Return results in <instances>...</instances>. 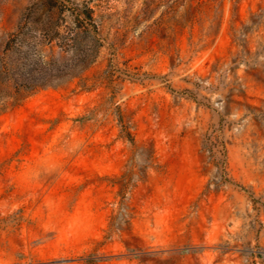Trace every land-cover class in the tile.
Segmentation results:
<instances>
[{"label": "rangeland", "instance_id": "374dc122", "mask_svg": "<svg viewBox=\"0 0 264 264\" xmlns=\"http://www.w3.org/2000/svg\"><path fill=\"white\" fill-rule=\"evenodd\" d=\"M42 2L106 42L0 113V264H264V0H0V46Z\"/></svg>", "mask_w": 264, "mask_h": 264}, {"label": "trees", "instance_id": "16d2710c", "mask_svg": "<svg viewBox=\"0 0 264 264\" xmlns=\"http://www.w3.org/2000/svg\"><path fill=\"white\" fill-rule=\"evenodd\" d=\"M25 13H42L50 21L41 27L26 25L0 46V113L48 87L78 80L82 87L91 88L98 82L86 75L106 42L93 8L74 7L71 24L61 22V6L48 2L28 7ZM54 16L59 19L52 21ZM32 31H40L41 35L31 38L27 34ZM16 59L21 64H16Z\"/></svg>", "mask_w": 264, "mask_h": 264}]
</instances>
